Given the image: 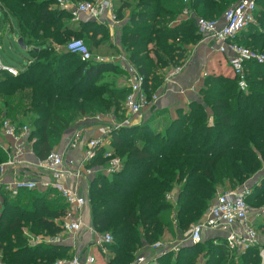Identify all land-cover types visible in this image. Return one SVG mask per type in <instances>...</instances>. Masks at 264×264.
Wrapping results in <instances>:
<instances>
[{"label": "trees", "instance_id": "trees-1", "mask_svg": "<svg viewBox=\"0 0 264 264\" xmlns=\"http://www.w3.org/2000/svg\"><path fill=\"white\" fill-rule=\"evenodd\" d=\"M238 1L190 0L188 5L197 17L221 19ZM55 2L0 0V8L16 20L19 37L31 52L17 76L1 72L0 117L31 128L34 153L40 159L61 146L67 136L71 139L73 128L84 117L112 113L123 118L129 94L128 87L104 80L110 73L124 75L117 64L83 61L63 47L73 34H80L94 53L108 41L107 29L90 18L74 27L68 21L72 13ZM258 5L257 24L240 32L235 41L264 52V8H260L264 0H258ZM186 6L183 0H133L115 9L118 19L124 17L125 9H131L122 48L144 75L149 95L162 82L163 69L187 60L189 47L202 37L196 18L173 23ZM246 68V92L237 78L209 74L197 99L179 107L176 115L154 110L142 123L114 130L109 147L122 159L117 172L102 173L108 147L96 150L88 165L95 172L89 179L87 206L93 229L113 237L105 244L111 252L105 264H131L144 247L162 241L174 226L189 229L204 217L219 190L240 187L262 169L264 65L248 63ZM6 159L0 149V163ZM263 187L252 186L249 204L258 199L264 202ZM171 191H176L174 202L168 200ZM66 208L64 199L51 188L23 191L15 197L0 194L2 259L9 264H53L67 254L71 258L69 246L44 241L31 244L24 233L27 228L34 235L61 234L60 220ZM259 228L264 233V222ZM207 242L220 264L238 260L262 264L259 246L242 253L230 251L225 237L217 233ZM203 243L186 242L178 253L167 252L158 262L196 264Z\"/></svg>", "mask_w": 264, "mask_h": 264}, {"label": "built area", "instance_id": "built-area-1", "mask_svg": "<svg viewBox=\"0 0 264 264\" xmlns=\"http://www.w3.org/2000/svg\"><path fill=\"white\" fill-rule=\"evenodd\" d=\"M187 5L180 18L173 23L179 24L182 20L196 18L198 31L203 39H211L216 43L218 53L227 56L232 77L238 79L239 87L242 91H248L249 85L246 80V65L257 63L264 65V52L242 45L235 41L240 32L245 31L249 26L257 24L256 12L259 8L258 0H239L231 5L221 19H207L197 17L194 10L188 5L190 0H183ZM56 6L68 10L80 20L88 17L93 20L101 21L107 13H112L113 18L117 17L113 12L111 0H56ZM65 49L80 56L81 60H96L97 62H112L118 64L125 74L126 85L129 94L123 105L124 117L118 119L114 114H98L94 118L100 122L105 117L110 118L106 124L100 127L97 136L89 138L85 143V150L77 157V160L67 158V152L77 150L83 137V131L78 129L74 132L68 144L62 150L55 149L49 155L40 159L35 156L33 144L35 140L30 138L31 128L28 125H19L9 118L0 117V149H2L7 159L0 163V194L9 193L11 197L18 196L23 191L34 189L51 188L57 192L65 201L67 208L61 218V226L69 235L76 234L84 226L83 210L87 206L88 192L80 194L78 187H70L64 181L74 179L76 182L90 179L94 174V169L88 165L96 154V150L107 146L104 158L106 165L100 170L105 175L113 174L122 167V159L115 155L114 150L109 147L111 134L114 130L122 127L134 126L144 121L143 110L152 102L159 98L158 93L149 95L146 91V79L138 68L130 62L127 56L118 57L102 56L92 53L87 44L82 39H73L67 43ZM115 58V60H113ZM187 60H183L178 66L172 67L167 80H171L181 74L187 67ZM0 71L8 72L17 76L20 72L19 67H14L3 63L0 57ZM206 76V74H205ZM196 90V85L192 86ZM10 139V140H7ZM28 155L34 157L33 160ZM39 170L42 174L35 176V172L30 169ZM43 173L45 175H43ZM10 175V180L6 176ZM252 190L247 185L237 188H227L218 191L216 197L211 202L204 217L193 224L187 242L199 244L204 240V231L210 230L213 233L221 234L225 237L230 251L246 252L249 249L259 246L260 257L264 264V247L261 246V238L258 229L251 223V207L248 198ZM168 200L174 201L172 195H168ZM97 233V243L102 248L105 244L111 243L113 237L110 233ZM31 244H36V240L29 239ZM58 236L52 237L50 243H59ZM184 242L177 244H165L157 241L149 247L154 249L156 254L149 256L138 254L131 264H159L158 258L167 252L178 253ZM98 260L94 255H89L85 259L80 255H73L69 259H59L53 264H97ZM0 264H9L2 259L0 254Z\"/></svg>", "mask_w": 264, "mask_h": 264}, {"label": "crops", "instance_id": "crops-1", "mask_svg": "<svg viewBox=\"0 0 264 264\" xmlns=\"http://www.w3.org/2000/svg\"><path fill=\"white\" fill-rule=\"evenodd\" d=\"M111 1L113 4V12H115V9L118 6L117 4L120 2V0H111ZM130 15H131V9L128 8L125 9L124 17L122 19L117 18L115 20L112 16V13H107L103 16L101 21L96 20L99 23V25L107 29L109 34L108 41L101 43L100 47H103L105 44H108V46L111 49L117 47L121 50L120 53H116L113 55H107V54H99V55L110 56V57H118L120 55L127 56V54L124 52L122 48L121 40L123 36L124 27L129 23ZM86 19L89 18L88 17L81 18L79 22H83V20ZM15 31H18V25L16 20L13 19L5 10L0 8V47H2L4 40L10 38V35ZM101 38H102V34H99L98 39ZM188 52H189L187 57L188 64L186 69L181 74H178L176 77L172 78L171 80H167V76L173 66L166 67L163 69L162 82L160 83L159 86L155 87V91H154L155 93L159 94V98L156 102H152L144 108L143 116H142L144 119L149 118L154 110H164L167 111L172 116L176 115V112L177 110H179V107H185L192 100L197 99L196 96L198 95V90L201 87L204 78L209 73L212 74L216 73L217 75L226 74L225 67H228L227 72L230 74V76H232L228 62V57L217 52L216 43L214 40L203 39L201 37L199 42L196 43L192 48V50H189ZM113 60H115V58ZM112 63L115 62L112 61ZM120 76L123 80L122 82L119 81V85H120L119 87L122 86L127 87L125 81V74L124 75L122 74ZM195 85H196V90H192V86ZM109 121L110 118L107 117H105L104 121L102 122L95 119L94 117L93 118L84 117L80 119L78 125L72 130L73 134L78 129H81L83 131L82 134L83 137L80 142V147L77 150L68 151L67 158L72 160H77V157L80 155V153H82L83 150H85L86 141L93 136H97L100 133V129H101L100 127L102 126V124H106ZM69 140H70L69 136L64 138L59 150H62L64 146L68 144ZM28 158L31 160L34 159V157L31 155H28ZM30 171L35 172L37 174L39 170H36L35 168L32 167ZM43 175L45 174L43 173ZM11 177L13 176L7 175L6 180H10ZM64 182L70 187H78L80 194L86 196L89 188V179L81 180L79 182H76L74 179H67ZM175 194L174 195L171 194V195L174 197ZM83 223L84 226L82 227V229L79 230L74 235H69L65 231H63L61 234L56 235L59 237L60 241L59 243H52V244L54 245L62 244L69 246L70 250L71 251L73 250L75 252L73 255H80L82 256L83 259H85L89 255H94L92 252L95 251L98 243L96 241L97 233H94L92 230L93 229L92 213L90 206H86L85 209L83 210ZM24 233L29 239H31V241L35 239L36 240L35 243H39L43 241L49 242L50 239L52 238L43 235H34L30 233L27 228H24ZM168 235L169 233H167L165 237H167ZM215 235L216 234L210 230L204 231V238L206 239H209ZM165 244H168V242H165ZM142 253L143 254L146 253V255L149 256H153L156 254L155 250L150 248L149 246L144 247L141 250L140 254ZM97 264H105V263L98 260Z\"/></svg>", "mask_w": 264, "mask_h": 264}, {"label": "rangeland", "instance_id": "rangeland-1", "mask_svg": "<svg viewBox=\"0 0 264 264\" xmlns=\"http://www.w3.org/2000/svg\"><path fill=\"white\" fill-rule=\"evenodd\" d=\"M124 1H133V0H120V2L117 5L119 6L121 4V2H124ZM260 8H264V5H261ZM68 21L71 22L74 27L78 26L80 24L79 20H75V17H73V16L71 19H68ZM18 39H19L18 31H15L14 33H12L10 35V38H7L6 40H4L2 47H0V57L3 61V63H5L7 65L14 66V67H19L21 65H25L27 63V60L30 59V57H31L30 48L29 47L26 49L22 48L18 43ZM73 39L84 40L83 37H80V34L78 36L73 34L72 37L68 41L73 40ZM66 45L67 44L65 43L63 47L65 48ZM194 45H191L189 47V49L192 50ZM93 51L96 54H107V55L116 54L115 50L113 48L111 49L108 46V44H105L103 47L95 48ZM225 66H226V64H225ZM225 68H226V70H225L226 74H224L223 76H225V77L229 76L230 77V74L227 72L228 67H225ZM1 72L2 71H0V76H1ZM209 74H212V73H209ZM212 75L217 76L216 73H213ZM104 80L106 82H110V84H112L114 86H120L119 81L122 82L123 79L121 78L120 75L110 73L107 75L106 79H104ZM196 97H198V95ZM109 114H112V113H109ZM117 118H119V117H117ZM144 120H146V119H144ZM56 149H60V144H59V146L56 147ZM262 175H264V166L262 167V169L258 173H256L253 176V178L251 180H249V182H246V184L244 183L243 185H247L250 188H252V186L259 185V184L260 185L263 184V186H264V181H262L263 179H261ZM227 188H231V187L227 186ZM171 194L174 195L175 191H171ZM250 207H251V213H250L251 223L256 228H258L264 222V202L261 199H258L257 201L252 200L250 202ZM192 225H191V227H192ZM191 227L187 230H183L180 228L178 229L176 226H174V228L172 229L173 232L169 233V235L167 237H165V240L163 239L162 241L168 242V244H171V245L177 244L179 242L186 243L188 240L190 231H191ZM258 231L260 233L261 246L264 247V233L262 232V230L260 228L258 229ZM207 241H208V239L204 238V243H203L204 247L201 248L200 252L197 254L196 264H209V263L220 264V259H219L218 255H212V252L210 251V245ZM71 252H72V255L75 253L73 250ZM92 253L101 262H104V260H106V257L109 254H111V252L107 248H102L100 245H97V248ZM67 258H68V254L66 256L61 257V259H67ZM235 264H242V262L240 260H238L237 262H235Z\"/></svg>", "mask_w": 264, "mask_h": 264}, {"label": "water", "instance_id": "water-1", "mask_svg": "<svg viewBox=\"0 0 264 264\" xmlns=\"http://www.w3.org/2000/svg\"><path fill=\"white\" fill-rule=\"evenodd\" d=\"M18 43H19V45H20L22 48H24V49L27 48V46L24 44V40H23L22 37H19V39H18Z\"/></svg>", "mask_w": 264, "mask_h": 264}]
</instances>
